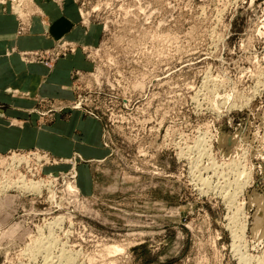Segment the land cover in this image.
I'll use <instances>...</instances> for the list:
<instances>
[{"label":"rangeland","instance_id":"rangeland-1","mask_svg":"<svg viewBox=\"0 0 264 264\" xmlns=\"http://www.w3.org/2000/svg\"><path fill=\"white\" fill-rule=\"evenodd\" d=\"M5 1L18 34L49 25ZM71 4L95 43L14 50L50 73L81 53L72 98L37 95L28 113L94 119L96 154L0 152V264H264V0ZM19 172L41 191L9 184Z\"/></svg>","mask_w":264,"mask_h":264},{"label":"crops","instance_id":"crops-1","mask_svg":"<svg viewBox=\"0 0 264 264\" xmlns=\"http://www.w3.org/2000/svg\"><path fill=\"white\" fill-rule=\"evenodd\" d=\"M5 2H0V99L8 106L4 109L7 117H0V152L39 147L68 156L77 148L83 155H95L89 149L99 142V124L94 119H82L78 112L60 113L52 123H39L36 114L28 113L37 95L72 98L70 74L75 67L85 66L81 53L60 61L50 73L43 65L26 62L14 48L40 49L61 37L92 44L98 40L99 27L90 26L88 31L78 27V7L71 0H34L33 10H41L49 25H44L40 15H33L30 31L18 34V19Z\"/></svg>","mask_w":264,"mask_h":264},{"label":"bare ground","instance_id":"bare-ground-1","mask_svg":"<svg viewBox=\"0 0 264 264\" xmlns=\"http://www.w3.org/2000/svg\"><path fill=\"white\" fill-rule=\"evenodd\" d=\"M25 1V0H24ZM31 2L32 1H34V0H30ZM0 2H5V0H0ZM23 11H25V8H24V10ZM17 12V11H16ZM17 13H19V12H17ZM19 14H21V13H19ZM18 14V15H19ZM29 15V14H28ZM20 16V15H19ZM22 18H24V16H22L21 17V19ZM66 44V43H65ZM63 47V46H62ZM247 99V98H246ZM15 155V154H14ZM12 161L13 162H16V163H22V162H24V161H27V159L26 158H22V157H15V158H13L12 159ZM240 162V161H239ZM244 162V161H243ZM233 164V163H232ZM235 166V165H234ZM242 167V166H241ZM239 171V170H238ZM249 171V170H248ZM244 172V171H243ZM20 173V172H19ZM245 173V172H244ZM243 173V174H244ZM20 176H19V178H18V180H15L14 182H9V184H14V186L15 187H18V188H20V189H27V191H33V192H35V193H39L40 191H41V186H40V184L39 183H35V182H33V181H30V182H28V183H25L24 181H22L23 179H24V177H21V176H23L21 173L19 174ZM250 178V177H249ZM241 180V179H240ZM243 182V181H242ZM237 183V182H236ZM1 184H2V182H1ZM11 184V185H12ZM5 185V184H4ZM21 185H23V186H21ZM237 186H239V184H237ZM244 186H245V184H244ZM6 187V186H5ZM243 187V186H242ZM241 189V188H240ZM242 190H243V188H242ZM238 193V192H237ZM244 210V209H243ZM59 219V218H58ZM57 223V222H56ZM61 226V225H60ZM246 226V225H245ZM244 227V226H243ZM246 229H244V230H242L243 232L245 231ZM241 231V230H240ZM242 233V232H241ZM240 233V234H241ZM242 234H244V233H242ZM238 237V236H237ZM236 237V238H237ZM242 237V236H241ZM240 237V238H241ZM239 239V238H238ZM113 251V249H111V252ZM113 252H118L117 251V249H115V251H113ZM112 252V253H113Z\"/></svg>","mask_w":264,"mask_h":264}]
</instances>
